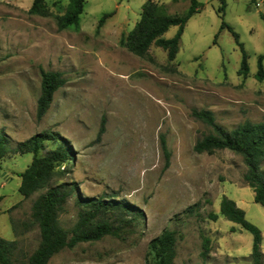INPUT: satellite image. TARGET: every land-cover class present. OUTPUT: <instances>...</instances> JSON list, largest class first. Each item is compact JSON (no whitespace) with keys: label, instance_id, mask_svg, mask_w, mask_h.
I'll use <instances>...</instances> for the list:
<instances>
[{"label":"rangeland","instance_id":"1","mask_svg":"<svg viewBox=\"0 0 264 264\" xmlns=\"http://www.w3.org/2000/svg\"><path fill=\"white\" fill-rule=\"evenodd\" d=\"M146 1L86 0L81 30L59 31L55 17L66 12L69 0H45L50 17L28 13L34 0H0V130L12 150L0 161V237L18 242L14 264H27L40 244L32 207L45 190L28 199L20 194V175L34 155L13 151L46 131L58 132L73 153L61 167L66 173L61 181L77 183L78 192L60 216L62 227L72 230L78 222V195L123 201L144 214L122 238L81 243L49 264H145L150 242L167 229L177 233L175 264H253V235L220 215L221 202L224 196L235 201L263 238L264 207L245 180L248 167L241 155L195 152L196 142L214 133L195 112H211L227 130L264 122V81L256 78L264 54V0H226L224 13L220 0H196L199 12L186 24L172 61L155 45L141 58L120 44ZM155 1L178 16L192 5V0ZM104 16L109 17L98 27ZM224 23L248 55L247 78L239 75L243 53ZM177 32L172 27L163 38ZM44 71L61 73L65 85L38 119ZM59 145L46 143L40 156ZM261 169L264 173V160Z\"/></svg>","mask_w":264,"mask_h":264},{"label":"trees","instance_id":"2","mask_svg":"<svg viewBox=\"0 0 264 264\" xmlns=\"http://www.w3.org/2000/svg\"><path fill=\"white\" fill-rule=\"evenodd\" d=\"M220 2L219 13H224L226 0H220ZM85 4L86 0H69L66 12L55 17L58 30L80 31ZM198 12L196 0H192L191 8L184 16L171 15L165 4L147 0L142 6L140 20L128 35L122 36L120 44L129 53L141 58L146 57L151 47L155 45L166 50L172 61L178 54L186 24ZM28 13L39 17L52 16L45 0H34ZM108 17L104 16L98 27H101ZM172 27H178L176 36L169 40L164 39L163 36ZM222 27L229 29L242 50L243 59L239 75L247 78L250 72L248 55L239 42V36L227 24L224 23ZM42 75V95L38 102V119L45 116L51 107L54 94L65 85L61 73L44 71ZM256 78L261 82L264 81V54L258 58ZM195 115L214 129V133L206 135L196 142L195 152L213 154L219 150H229L241 155L248 167L245 180L254 191L255 202L264 207V173L261 169V163L264 160V122H245L233 130H227L216 123L213 114L209 111L195 112ZM104 129L105 122L103 121L99 137L103 134ZM10 141L8 135L0 130V161L12 152ZM50 142H58L60 145L46 155L40 156L44 145ZM162 146L169 159L165 141ZM13 153H32L34 155L32 163L20 175L22 178L20 194L28 199L45 190L35 200L32 207V218L39 226L41 241L38 248L29 257L27 264H49L55 255L65 249H74L81 243L97 242L106 236L120 239L135 224L137 225L138 219L144 218L140 209L123 201L78 195L76 205L81 208L79 219L72 230H67L62 227L60 216L65 211L70 199L78 192L77 183L61 181L66 174L61 171V167L73 157L68 142L58 132L46 131L17 143ZM197 206L189 208L187 213L192 214ZM129 212L132 213L131 219L127 218ZM108 214H112L113 218H107ZM220 215L253 235L254 244L250 259L253 264H264L262 231L247 220L246 212L235 201L224 196ZM218 218L219 215L216 213L209 214V219L212 221L216 222ZM231 232L235 233L236 229L232 228ZM177 241L176 231L168 229L163 231L160 236L150 242L145 264H175ZM209 244L210 240L204 239V256H207L209 252ZM17 249V241H8L0 237V264H14Z\"/></svg>","mask_w":264,"mask_h":264},{"label":"crops","instance_id":"3","mask_svg":"<svg viewBox=\"0 0 264 264\" xmlns=\"http://www.w3.org/2000/svg\"><path fill=\"white\" fill-rule=\"evenodd\" d=\"M238 205V204H237ZM233 228H235V227H233ZM235 229H237V228H235ZM264 239V238H263Z\"/></svg>","mask_w":264,"mask_h":264},{"label":"built area","instance_id":"4","mask_svg":"<svg viewBox=\"0 0 264 264\" xmlns=\"http://www.w3.org/2000/svg\"><path fill=\"white\" fill-rule=\"evenodd\" d=\"M259 5V4H258Z\"/></svg>","mask_w":264,"mask_h":264}]
</instances>
